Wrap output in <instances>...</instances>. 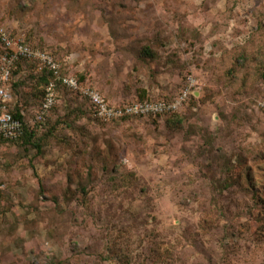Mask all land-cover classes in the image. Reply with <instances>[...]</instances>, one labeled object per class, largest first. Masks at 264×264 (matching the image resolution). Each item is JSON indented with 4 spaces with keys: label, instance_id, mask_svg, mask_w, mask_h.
<instances>
[{
    "label": "rangeland",
    "instance_id": "1",
    "mask_svg": "<svg viewBox=\"0 0 264 264\" xmlns=\"http://www.w3.org/2000/svg\"><path fill=\"white\" fill-rule=\"evenodd\" d=\"M0 24L111 106L192 92L102 122L60 85L37 124L46 74L17 61L0 264H264V0H0Z\"/></svg>",
    "mask_w": 264,
    "mask_h": 264
},
{
    "label": "built area",
    "instance_id": "2",
    "mask_svg": "<svg viewBox=\"0 0 264 264\" xmlns=\"http://www.w3.org/2000/svg\"><path fill=\"white\" fill-rule=\"evenodd\" d=\"M0 42L6 53L2 57L0 65V137L6 140H19L24 133L20 120L14 118L9 107L13 96L10 92L12 68L19 58H28L38 63L39 69H50L54 78L45 88V98L39 110V119L45 121V115L55 105L57 99V86L60 84L70 90L79 93L89 100L94 109V117L97 120L111 122L124 117L143 115H163L177 111L189 100L192 93L190 89L183 92L175 101L157 103H136L124 106H111L104 97L95 89L78 82L74 77L61 74V66L54 57L40 50H34L23 41H15L4 27L0 25ZM193 86V85H190ZM192 89V88H191Z\"/></svg>",
    "mask_w": 264,
    "mask_h": 264
},
{
    "label": "trees",
    "instance_id": "3",
    "mask_svg": "<svg viewBox=\"0 0 264 264\" xmlns=\"http://www.w3.org/2000/svg\"><path fill=\"white\" fill-rule=\"evenodd\" d=\"M1 25V24H0ZM24 42V41H23ZM25 43V42H24ZM0 44H1V46L3 47V49H4V51H5V53H6V50H5V48H4V46L2 45V43L0 42ZM25 44H27V43H25ZM4 53V54H5ZM20 59H24V58H19L17 61H19ZM55 59V58H54ZM30 60V59H29ZM56 60V59H55ZM17 61L15 62V64L17 63ZM57 61V60H56ZM58 62V61H57ZM15 64H14V66H15ZM40 73L41 74H46L45 75V87H44V95H43V100H42V102H41V106H40V109H41V107H42V105H43V102H44V98H45V88H46V86L49 84V82L54 78V74H53V72L50 70V69H48V68H43L42 70H40ZM61 74L62 75H66V76H71V75H67V74H64L63 73V71H62V68H61ZM71 77H73V76H71ZM78 82H80L79 81V79L77 78V77H74ZM263 79H264V73H263ZM81 83V82H80ZM82 84V83H81ZM58 86H60V84L58 85ZM58 86H57V89H58ZM62 86V85H61ZM63 87H65V86H63ZM90 87V86H89ZM66 89H68V90H70L69 88H67V87H65ZM92 88V87H91ZM10 92H11V94H12V96H13V92H12V76H11V82H10ZM94 89V88H93ZM70 91H72V90H70ZM85 100H87V102L89 103V106H90V111H91V113H92V116L94 117V109H93V106L90 104V102H89V100L87 99V98H85V97H83ZM12 102H13V100H12ZM12 105V103L10 104V107H9V110H10V112H11V114L14 116V118H16V119H18V120H20L21 121V123H22V125H23V129H24V133H23V136L19 139V140H21V139H23V138H25V136L27 135V134H29V136H31V138L33 137L32 136V133H34V131H32V132H29V128H27V125H26V123H25V120H24V117H23V112L22 111H20V110H15V109H12L11 106ZM55 105H56V103H55ZM54 105V106H55ZM53 106V107H54ZM124 106V105H123ZM52 107V108H53ZM52 108H51V110H52ZM50 110V111H51ZM49 111V112H50ZM95 118V117H94ZM125 118H129V117H124V118H121V119H118V120H116V121H119V120H122V119H125ZM99 121H101V120H99ZM103 122V121H102ZM37 124H41V121H40V119H39V114L37 115ZM0 139H2V140H6V139H4V138H2V137H0ZM8 141H12V140H8Z\"/></svg>",
    "mask_w": 264,
    "mask_h": 264
}]
</instances>
